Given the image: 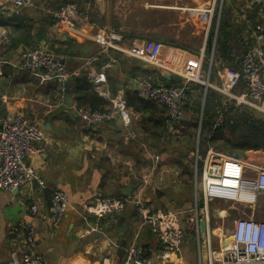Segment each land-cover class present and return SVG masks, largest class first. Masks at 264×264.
Returning <instances> with one entry per match:
<instances>
[{
  "label": "crops",
  "instance_id": "0c3cea01",
  "mask_svg": "<svg viewBox=\"0 0 264 264\" xmlns=\"http://www.w3.org/2000/svg\"><path fill=\"white\" fill-rule=\"evenodd\" d=\"M31 2L32 7L22 9L20 15L7 12L0 19V113H21L27 121L42 128L44 140L32 143L34 150L27 156L26 164L36 170L45 188L30 183L16 192L0 191V264L9 262L12 253L25 251L40 255L44 264H122L125 249L131 244L142 250L143 259H150L159 250L158 237L141 223L132 207L123 214L96 221L85 220L83 206L96 198L128 196L125 190L129 186H132L129 195H134L141 178L162 176L163 182L157 181L146 188L142 195L144 202L183 213V224L189 217L193 218L194 195L190 202L180 206L176 203L174 180L158 172L169 157L170 161L179 157L172 156L170 151L152 150L154 141L159 140L152 137L153 129L160 134L162 127L147 122V116H152L149 111H136L130 106L128 127L119 117L109 123L88 126L72 114L70 108L75 104L70 90L62 93L51 81L40 83L42 72H23L15 66L21 53L30 44H37L51 52L68 72L78 70L76 78H86L105 68L106 90L111 98H130L135 81L144 79L158 85L186 84L188 89L190 83L199 85L204 96L210 90L225 104L227 96L214 87L227 88L233 83L232 93L243 88L237 70L241 54L251 45V32L260 21L258 9L247 0ZM8 3L0 0V7ZM68 3L76 4L80 11L74 22L76 30L68 29L55 17ZM212 5L215 17L210 25L192 13V9ZM108 33L120 34L119 46L129 52L106 49L95 41L99 35ZM210 34L223 47L221 51L214 49L209 67L211 43L209 54L206 46ZM195 39L200 40L198 46L194 45ZM94 55H99L98 61L84 67V59ZM132 58H139L153 68L135 65ZM194 71L192 77L186 76ZM168 74L181 77V82L163 79ZM159 115L167 117L166 113ZM185 128L168 130L166 136L179 137ZM157 154L162 158L161 164L155 162ZM246 161L264 165V160ZM54 191L66 193L69 206L59 225L52 228L49 200ZM179 193L186 194L184 189ZM32 206L35 213L30 211ZM90 227L96 231L88 235L86 231ZM28 228L34 234L32 244L27 243ZM212 241L211 236V248L215 249ZM196 242L195 236L185 235L179 264H208L206 250L199 258ZM200 243H204L201 237Z\"/></svg>",
  "mask_w": 264,
  "mask_h": 264
},
{
  "label": "built area",
  "instance_id": "2783aa9c",
  "mask_svg": "<svg viewBox=\"0 0 264 264\" xmlns=\"http://www.w3.org/2000/svg\"><path fill=\"white\" fill-rule=\"evenodd\" d=\"M252 6L257 7L260 21L254 26L251 32V45L241 54L239 78L243 82V88L232 93L233 83L227 88L214 87L216 91L228 98L231 97L236 105L245 106L264 117V0H247ZM8 5L0 7V17L10 12L18 16L24 8L32 7L31 0H8ZM80 11L76 4L68 3L55 15L56 19L63 22L68 29L76 30L74 24ZM200 20L210 25L215 17L214 5L203 9H192ZM122 36L118 33L99 35L95 41L106 49L128 53L120 48L119 43ZM216 44V37L211 40V56L209 67L212 64V56ZM132 54L133 52L130 51ZM99 59L94 55L84 59V67L91 66ZM0 66L1 63H0ZM16 69L32 74H41L40 83L51 81L63 93L69 80L79 75L76 70L70 73L64 65L46 48L37 46L26 49L21 53ZM1 74V71H0ZM88 81L95 92L110 107L105 110H92L89 107L72 106V114L88 126H97L109 123L119 117L122 124L128 127L131 122V113L126 105L125 99L111 98L106 90L107 81L105 68L99 72L88 74ZM134 92L137 97L145 102H153L163 107L167 114L168 130L174 132L187 123L191 117L186 112L188 104L187 85L163 86L155 85L149 80H137L134 83ZM222 120L218 119L215 126H220ZM42 128L33 122H29L21 113L1 114L0 113V191L16 192L26 184L36 183L41 188L42 181L36 170L26 164V158L34 150L33 142L44 140ZM191 158L194 161V188L199 177V190L203 193L205 207L199 209L196 192L194 194V217L189 221L194 225V233L197 240L196 250L199 258L207 252L208 264H264V220L246 215L231 220L229 228L220 238L219 249L211 248V228L207 205L220 201L243 205L247 208L260 206L259 201L264 200V165H257L253 162L228 155L214 148H208L204 154L196 149ZM158 159V158H157ZM161 160L157 163L161 164ZM199 167V170H198ZM199 174V176H198ZM163 177L151 179L143 177L136 186L134 195L118 197L96 198L85 203L83 216L85 220H104L112 216L123 214L128 207H132L135 214L144 226L148 227L158 237L159 250L150 259L142 258V250L131 244L125 249L124 261L122 264H179L181 259L182 245L185 238L184 224L181 214L176 211L155 208L146 204L143 200V193L151 184L163 182ZM69 206V199L62 191L52 192L49 200V224L52 228L59 225L66 215ZM32 213L36 208H30ZM186 214V213H185ZM206 222V237L204 243H200L199 220ZM96 231L95 228L87 229L86 234L90 235ZM34 234L28 228L27 243L32 244ZM220 237V234H219ZM204 258V257H203ZM5 264H44L40 255L35 252L25 251L20 254L12 253L10 261Z\"/></svg>",
  "mask_w": 264,
  "mask_h": 264
},
{
  "label": "trees",
  "instance_id": "16d2710c",
  "mask_svg": "<svg viewBox=\"0 0 264 264\" xmlns=\"http://www.w3.org/2000/svg\"><path fill=\"white\" fill-rule=\"evenodd\" d=\"M1 19V17H0ZM220 28V23H219ZM220 29H218V35ZM212 40V34L209 35V40L207 43L206 51L209 54L210 43ZM33 45V44H32ZM31 46V44H30ZM223 47V43L219 42V39L216 38V51ZM222 49H220L221 51ZM205 58H208L206 55ZM69 92L72 95V101L77 107H89L92 110H101L105 111L109 108L108 102L104 101L94 90L87 77H73L69 80ZM158 85V84H155ZM178 84L163 85V86H177ZM188 89V104L186 106V112L189 116H199V122L192 121L187 123V128L182 131L181 136L179 137H171L169 134L166 136V131H168L167 127V117H162L159 114L166 113L165 109L153 102H145L140 100L136 93H132L130 98H125V102L127 107H132L136 111H149L152 115L147 116V122H151L155 127H162V131L158 134L153 129L152 137H155L159 140H155L152 145V150H162L161 153H168L169 151L174 156L178 154L181 156L184 154L182 150L179 148L182 147L181 142L183 141H191L195 144L197 137L196 149L200 154H204L208 148H214L218 151L219 149L227 150L228 155H233V151H237L240 153H244L245 151H263L264 152V120H259L254 117L253 113L255 111L251 109H240L233 105L232 102L223 103L220 96L215 94L214 92L207 90L204 96V89L199 85L190 84ZM194 86V89H193ZM192 90H194L192 92ZM134 94V95H133ZM128 100V101H127ZM204 101V102H203ZM203 102V104H202ZM224 104V105H223ZM222 107H227V111L223 112ZM129 109V108H128ZM161 109V110H160ZM226 110V108H224ZM163 111V112H162ZM257 113V112H256ZM222 114L223 120L220 126H215V119ZM240 123L243 127L240 126ZM189 126V127H188ZM205 130V136L203 138V146L204 148L200 152V144H201V131ZM191 129V131H185L186 129ZM169 132V131H168ZM228 135V137H227ZM168 138V140L166 139ZM189 139V140H187ZM160 141V143H159ZM163 141V145H162ZM168 141V142H167ZM169 143V145H167ZM220 143H223L219 146ZM206 145V146H205ZM170 148V150H167ZM220 147V148H219ZM192 149V148H191ZM194 149L192 152H194ZM221 152V151H220ZM158 155V154H157ZM237 158L239 156L234 155ZM182 158H178L177 166H179L182 170V174L186 176L187 182L189 186L192 185L194 180L193 173V164L191 168L190 160H193L190 156V153L187 155L184 154L181 156ZM189 158V159H187ZM188 166L191 168H188ZM199 170V167H198ZM185 190V189H184ZM120 198H124L120 197ZM184 233L186 232L190 234V236H194V225L188 219L184 224Z\"/></svg>",
  "mask_w": 264,
  "mask_h": 264
},
{
  "label": "rangeland",
  "instance_id": "374dc122",
  "mask_svg": "<svg viewBox=\"0 0 264 264\" xmlns=\"http://www.w3.org/2000/svg\"><path fill=\"white\" fill-rule=\"evenodd\" d=\"M194 20H195L194 22H196V19H194ZM198 27L201 28L202 26L199 25ZM196 38H198V37H196ZM199 41L200 40L195 39L194 40V45L198 46ZM36 47H37V44L36 45H32L29 48H36ZM193 75H195V71H194V73L192 75L188 74L186 76L187 77L188 76L192 77ZM227 100H228L227 103L232 102L233 105L236 106L237 108L244 109V111H246V109H248V107L236 105L235 101H233V99L231 97H229V98L227 97ZM224 108H226V110H224ZM227 109H228L227 107H222V111L223 112L227 111ZM253 115H254L255 118H257L259 120H264V117L262 115L256 113V112H254ZM191 117H192L193 121L199 122V116H191ZM216 119L217 120L218 119L223 120L222 114L219 115ZM186 125H188V124H186ZM186 125H185V127H186ZM240 126L243 127V125L241 123H240ZM191 129L189 128V129H186L185 131H189L190 132ZM204 136H205V130H204V127H203V130L201 131V137H200V140H201V144H200V147H199L200 148V152L204 148V146H203V142H204L203 138H204ZM227 137H228V135H227ZM187 140H189V139H187ZM197 141H198L197 137H196L195 144L193 142V139H191V141L190 140L189 141H183V142H181L182 147L179 148V149L182 150V152L184 154H186V155L188 153L192 154L193 153L192 151L194 149H196ZM222 144L223 143H220L219 146H221ZM219 150L221 152L225 153V154L229 153V152H227V150L222 149V148H220ZM257 152L258 151H245L244 153H240V152H237V151H233L232 154L236 155V156H239L240 158H244V160H254V161H257V162L263 161L264 160V154H260V153H257ZM184 154H182L181 156H183ZM181 156H179L178 158H182ZM157 158L158 159L155 162H159L162 159L161 156H158V155H157ZM187 159H189V158H187ZM177 161H170V157H169L167 159V161H165L164 166H162V169H161V166L159 167V171L158 172L161 175H162L161 172H164L163 174H164L165 177H170V178H172L174 180L173 184L175 185L174 186L175 189H176L175 193H176V196H177L176 199L178 200V201L176 200V203L179 202L180 206H182L183 203H185V201L189 200V202H190L192 197H193V195L195 194V189H199V186H198L199 185V177H198L197 183L195 185L198 188H194V184H192L190 186L188 184L185 185V183L187 182V179H186V176H184L182 174L181 168L179 166H177ZM190 163H191V168H192L193 160H190ZM193 167H194V164H193ZM188 168H190V167L188 166ZM155 172H156V170H154V173ZM198 176H199V174H198ZM193 182H194V180H193ZM183 189H185V193H186L185 195L183 193H179L180 191H183ZM181 203H182V205H181ZM259 203H260V206L258 205V207H254V208H247V207H244L243 205L224 203V202H220V201H215V202H212V203L207 205L208 213H209V222H210L209 224H210L211 232L213 233V229L215 227H217L216 228L217 230H214V235L211 234V236L213 238L212 243H213V246L215 247V249H219V246L221 245L220 244V240H221L220 238L225 234V230L227 228H229L232 219L237 218V217H242L244 215L249 217L251 215V216H254L255 218H259V219H263L264 220V200H260ZM162 209H164V208H162ZM220 214H223L224 217L219 216ZM186 234L188 236H190L189 233L186 232ZM219 234H220V237H219ZM194 241H195V239H194ZM196 245H197V242H196Z\"/></svg>",
  "mask_w": 264,
  "mask_h": 264
},
{
  "label": "water",
  "instance_id": "95a60500",
  "mask_svg": "<svg viewBox=\"0 0 264 264\" xmlns=\"http://www.w3.org/2000/svg\"><path fill=\"white\" fill-rule=\"evenodd\" d=\"M131 62L135 65H138L140 67H145V68H148V69H152V65H150L149 63L139 59V58H132L131 59ZM163 79H165L166 81L168 82H173V83H179L181 82L182 78L179 77V76H172L171 74H168V75H163ZM69 87L70 85L67 84L66 85V91L68 92L69 91ZM132 186H129L126 188L125 190V194L126 195H129L130 193V189H131ZM196 196H197V204H198V208L199 209H204L205 207V204H204V200H203V193L201 190H197L196 192ZM199 229H200V237L201 239H205L206 237V222L204 219H200L199 220Z\"/></svg>",
  "mask_w": 264,
  "mask_h": 264
}]
</instances>
